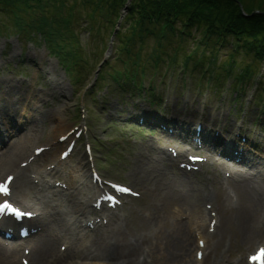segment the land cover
<instances>
[{"label": "bare ground", "instance_id": "1", "mask_svg": "<svg viewBox=\"0 0 264 264\" xmlns=\"http://www.w3.org/2000/svg\"><path fill=\"white\" fill-rule=\"evenodd\" d=\"M22 86L12 80H3L0 83V182H5L8 176L14 177L10 183V195L1 198L15 208L31 213L36 211L30 220L35 233L32 240L19 245L0 242V264H205L211 251H218L225 244L226 233H230L234 240L245 242L264 231V156L256 154L253 149H250L251 154H233L226 147L231 143L218 137L221 131L215 128L217 135L211 132L218 138L215 149L222 157L226 148L234 166L231 168L224 161L220 162L218 157L210 155L207 165L206 160L204 165H214L215 176L210 177V184L204 187L206 190L203 193L198 189L200 183L193 179L198 165L187 157L189 149L182 147L184 141H188L186 138L179 143L175 141L174 135H169L168 141L175 143V149L179 151L178 157L190 165L189 172H170L171 167L175 168L182 161H177L167 153V146L170 144L166 141L161 143L162 139L158 140L157 148L149 146V152L164 151L165 157L162 155L157 160L149 158V152L140 153V158L133 163L135 169L132 172L135 183L143 182L147 184L143 186L145 191L159 193V197L162 195L160 198H164L166 207L171 198H177L176 201L180 200V204L187 205L196 216L201 210V198L211 203L210 209L216 213L215 219H212L215 221L213 227L208 228V220H202V217L196 225L197 231H200L199 237L205 242L204 252H200V245H196L194 236V241L192 240L187 222L175 221L171 226L172 233L175 231L172 235L164 226H158L155 231L152 226L162 225V218L167 216L166 207L159 203L160 199L154 201L157 207L152 206L154 212L150 211L149 219L136 220L139 225L143 223L150 226L144 230V236L136 230L138 235L131 239L124 229L125 224L122 226L126 215L121 213L120 206L113 211L108 208L107 202L99 197L102 195L101 186L92 174L88 175L91 178L90 184L87 176L86 180L82 174L75 172V165L67 168V164L61 161L58 164L49 162L44 165L49 156L54 154L48 149L42 152L45 153L44 163L31 171V163L27 162L31 158L35 161L36 158L33 156L36 147L32 149L31 144L35 145V141L39 140L38 136L45 132L42 128L44 120L60 119L59 114L44 113L41 108L48 106V98L55 100L54 91L61 88V83H54L52 90L47 89L41 93L35 88L33 92H24L32 86ZM29 102H32V108L31 105H25ZM174 106H177V102ZM47 108L52 111L51 107ZM19 120L27 125L28 131L17 137L14 145L5 147L6 137L17 136V132L22 129L20 125L13 129L14 123ZM228 121L230 119L226 115L203 114L200 124L205 133H209L208 122L223 123L221 130L231 131L234 135L236 124H229ZM39 126L41 131L35 128ZM39 132L41 135H38ZM212 141L216 142L213 139ZM222 146L225 148L221 149ZM190 147L191 152H195L194 149L199 152L203 150L194 142H191ZM80 159L84 164L85 157ZM57 180H62V183L57 184ZM50 210L52 212L49 214ZM26 221L29 220L24 219L22 223ZM22 223L15 221L8 209H5L0 214V234L21 235L19 230ZM175 248L180 251L176 256ZM196 249L203 254L201 260H198L197 253L196 260L193 258ZM261 249H264V241ZM177 256L180 257L174 258Z\"/></svg>", "mask_w": 264, "mask_h": 264}, {"label": "rangeland", "instance_id": "2", "mask_svg": "<svg viewBox=\"0 0 264 264\" xmlns=\"http://www.w3.org/2000/svg\"><path fill=\"white\" fill-rule=\"evenodd\" d=\"M86 5L83 1L73 12L78 14L75 19L80 17L79 23L74 24L75 28H72V31H62V35L66 37L69 35V31L76 36L77 44L74 47L79 48V50L81 48V52H83L82 58L87 60L85 64L79 62L81 67H76L75 65L70 67L68 65V68L73 70L72 73L69 72L68 68L65 69L59 63L57 54L45 42L43 35H35V41L28 37L26 38L27 41H25L16 35L9 37L0 36V83L3 80H12L23 86H32L28 88L29 90L25 89L24 92H33V88H35L40 93L47 89L52 90L54 83H61V90L56 89L54 91L56 94L55 100L48 98V106L51 107L52 111H49L50 108H47L48 106L41 108L44 113L55 112L59 114L60 119L55 118L53 121L44 120V127L42 128L45 129V132L42 136H38L39 140L35 141V145L31 144L33 146L32 149L34 147L37 148L35 152L41 151H38L40 147L43 151L46 149L52 150L54 154L49 156L45 163L43 162L44 155L40 157V154L35 158V161L31 158L29 161L31 163L30 169L33 171L37 165L40 166L43 163L44 165L49 162L58 164L59 160L65 158L62 163H66L67 168L75 165V172L82 174L84 179L88 177L89 173L93 174L94 171H98L103 178L107 179L106 184H104L105 187H110L112 182L127 187H134L141 194V197L131 198L132 204L125 206L121 211L122 214L126 215L122 226L125 224L124 229L132 239L138 235L137 231L139 234H143L146 232L144 230L150 227L149 225L145 226L143 223L139 225L136 220L137 218L141 220L150 218V211L154 212L152 206H156L154 201L160 199L159 203L166 207L164 198H160L162 195L159 197V193L154 194L152 191L150 193L145 191L143 186L147 184L143 182H140V184L138 182L135 183L136 180L132 174L133 169H135L133 163L139 157V154L149 152L151 150L149 146L156 147V144H159L158 140L161 139V143L166 141L170 144L167 146V151L172 153L175 149V143L169 142L168 136L174 135L175 141L179 143H182L186 138L188 141H193L197 144L200 149H203L199 157L203 156L208 160L211 155L220 159L223 157L219 156L218 151L215 149L218 142V138L215 137L217 135L215 130L219 128L221 133L218 137L231 143V145L226 147L233 154L237 155L239 152L247 155L251 154L250 149H253L257 152L256 154H260L263 157L264 100L263 102L258 100L257 102L253 100L248 102L242 93L237 95L235 91H227V89L218 97L210 95L211 89L206 94L187 90L180 85V81L177 78L172 77L171 72L166 74V79L160 78L163 84L156 87L160 97L164 100H161L162 103L158 100L157 106H155L149 99H146L147 96L145 94L137 97L135 93H132V90L119 87L111 79L109 71L102 77L99 76L100 73L98 72L100 69L103 71L107 63L114 65L117 62L116 54L118 53L115 54V52H117L116 48L119 49L120 46L119 41L112 36L114 27L110 23H106L105 19L96 18L95 20L89 19V22L87 21ZM91 8L94 7L92 6ZM150 42L152 44V41ZM69 47L71 48V46ZM229 52L230 50L226 46L223 54L227 55ZM241 58L244 57L240 56L239 59ZM262 70H264V65ZM115 73L113 71L112 74ZM164 81L172 83H170L171 85H166ZM252 90L248 94L251 93L256 98L255 90ZM237 96L238 98H236ZM167 98H169V101H167ZM144 99L149 102L146 103ZM175 100L177 101V106H174ZM25 105L33 107L32 102L31 104L30 102L25 103ZM241 108L242 113L240 114ZM216 113L226 115L230 119L228 121L229 124H236L234 125L236 128L233 132L234 135L231 134V131L223 132L224 130H221L223 123L216 122L212 124L208 122L210 131L205 133L200 124V116ZM243 113L246 116L244 125L241 123ZM138 115L149 117V120H141L139 124H135L134 122L140 119L134 120L132 118ZM160 118L162 119L160 121L166 125L161 128H151L150 126H154L155 120ZM203 122L204 125H207L205 121ZM143 123H147V125ZM18 125L22 126V129L17 132V136L6 137L5 142L7 144L5 143V147L14 145L17 137L28 131L27 125L22 124L20 120L14 123L13 129L17 128ZM237 127L238 129L240 127V131H243L244 135L239 133ZM35 128L40 129V126ZM236 131L238 134H236ZM211 132L216 135L211 134ZM38 135H41V132ZM249 135H251L250 138H248ZM67 136H69L68 142L61 141L62 138ZM212 139L216 142H213ZM69 143L71 144L69 145ZM255 144L260 147L258 151L255 147H252ZM70 146H73L74 150L67 156ZM182 147L189 149L187 154H193L190 153L191 149L186 144V141H184ZM194 151L197 152L198 150L194 149ZM149 154H151L149 158L153 157L157 160L162 155L165 157L164 151L155 150L154 152H149ZM81 157H85L84 164H82ZM201 165V171L195 172L193 179L200 183L198 189L203 193L204 187L210 184V177L215 176V173L213 172L214 165L211 164L213 168L206 166L207 164L204 165V163ZM228 166L232 168L234 163H229ZM203 167H205L204 170ZM175 169L171 167L170 172L181 173ZM87 179L91 184V178L88 177ZM192 191L195 193L194 189ZM176 199L171 198V201L167 202L168 205L165 208L167 216L162 218V225H153L152 227L156 231L158 226H164L171 231L172 235L175 231L172 233L171 226L175 221L181 220L187 222V229L190 231L194 241L193 236L195 235L194 231L197 230V222L199 223L200 217H204L203 213L209 204L207 200L201 198V210L195 216V213L187 205L180 204V200L176 201ZM226 234L225 244H222L218 251H211L205 264H246L247 254L254 251L264 241V231L258 234L256 238L245 242L234 240L230 233ZM167 247L171 248L168 245ZM176 248L174 249V256L180 252ZM178 257L180 256L174 258L178 259ZM147 261L151 263L149 259ZM71 263L73 264L74 262Z\"/></svg>", "mask_w": 264, "mask_h": 264}, {"label": "trees", "instance_id": "3", "mask_svg": "<svg viewBox=\"0 0 264 264\" xmlns=\"http://www.w3.org/2000/svg\"><path fill=\"white\" fill-rule=\"evenodd\" d=\"M83 1L88 22L100 17L116 27L127 12L116 33L117 63L106 66L119 87L136 93L171 72L215 97L228 87L237 95L255 87L263 102L264 0H0V36L41 34L64 66L81 67L83 52L71 31Z\"/></svg>", "mask_w": 264, "mask_h": 264}, {"label": "snow or ice", "instance_id": "4", "mask_svg": "<svg viewBox=\"0 0 264 264\" xmlns=\"http://www.w3.org/2000/svg\"><path fill=\"white\" fill-rule=\"evenodd\" d=\"M14 180L13 176H8L5 182H0V196H7L10 195V182ZM118 190L124 192V193H129L131 190L128 188H122L119 189V186H117ZM109 200H111V197H108ZM6 208H10L12 212H16V209L14 207H11L9 204L5 203H0V214L5 212ZM24 215L26 216H31V213H25ZM20 219L23 218V216L19 217ZM201 244H203V241H201ZM260 255L264 256V249L260 250ZM252 259H257V257H252ZM27 264V262H25Z\"/></svg>", "mask_w": 264, "mask_h": 264}]
</instances>
